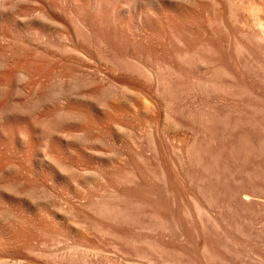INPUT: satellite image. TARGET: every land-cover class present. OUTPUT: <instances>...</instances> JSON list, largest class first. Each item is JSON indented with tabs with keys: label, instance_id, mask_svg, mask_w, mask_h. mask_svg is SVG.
<instances>
[{
	"label": "rangeland",
	"instance_id": "1",
	"mask_svg": "<svg viewBox=\"0 0 264 264\" xmlns=\"http://www.w3.org/2000/svg\"><path fill=\"white\" fill-rule=\"evenodd\" d=\"M9 1L15 13L36 7ZM218 2L213 23L211 12L189 7L202 18L192 26L203 41L199 54H210L208 36L218 41L216 90L199 91L206 76L188 64L166 98L189 107H159L161 97L143 87L138 108L104 111L101 147L92 142L84 152L77 144L71 154L87 181L61 189V202L6 203L14 220L0 236V264H264V0ZM7 23L0 59L10 102H25L20 70L31 58L7 64L23 46ZM14 136L7 164L22 161Z\"/></svg>",
	"mask_w": 264,
	"mask_h": 264
},
{
	"label": "bare ground",
	"instance_id": "2",
	"mask_svg": "<svg viewBox=\"0 0 264 264\" xmlns=\"http://www.w3.org/2000/svg\"><path fill=\"white\" fill-rule=\"evenodd\" d=\"M33 1L36 7L17 6L21 9L17 14L9 9L12 2L0 0V24L12 23L14 41L23 45L7 64L31 58L20 70L28 81V89L23 88L29 99L25 102H10L6 59H0V236L6 234L7 222L14 220L6 203L61 202V189L87 181V173L80 172L71 154L77 144L84 152L92 142L101 147L104 111L138 108L136 98L143 87L161 97L159 107H189L190 102L166 98L173 94L172 78L187 74L189 64L206 76L196 83L199 91H214L219 69L217 38L211 33L210 54H199L203 41L192 26L200 27L202 18L189 8L195 7L200 15L211 12L212 22L213 13L219 12L218 0H63L62 7L55 0ZM212 30L216 32L215 27ZM16 89L21 90L19 85ZM11 116L18 119L16 127L9 123ZM14 134L22 161L7 164ZM109 134L113 136L112 131ZM34 142L38 150L32 147Z\"/></svg>",
	"mask_w": 264,
	"mask_h": 264
}]
</instances>
